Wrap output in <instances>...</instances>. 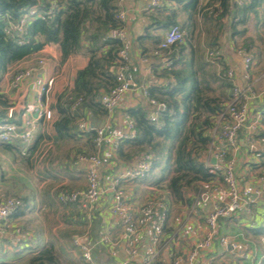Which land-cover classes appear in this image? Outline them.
I'll return each instance as SVG.
<instances>
[{
	"label": "crops",
	"instance_id": "0c3cea01",
	"mask_svg": "<svg viewBox=\"0 0 264 264\" xmlns=\"http://www.w3.org/2000/svg\"><path fill=\"white\" fill-rule=\"evenodd\" d=\"M150 1L118 0L120 9L127 14L125 27L131 37L129 51L135 67L134 81L137 88L123 96L119 106L109 117L100 108L89 109L83 106L76 111L69 110L76 120L85 118L91 130L106 127L109 132L125 133L128 119L126 109L141 106L152 111L143 90L154 84L153 78L162 82L155 75L166 65L150 55L153 45L147 34H158L163 38L168 28L150 30L149 26L156 18L164 20L170 16L172 8L177 11L180 8L162 0L161 8L165 7L167 10L160 14L150 12L146 10ZM263 8L264 5L257 27L251 26L250 32L244 37L235 38L237 44L226 34L219 36L217 43L221 52V67L232 68L237 75L238 84L244 87L248 82L243 80L244 67L236 50L241 48L246 51L241 46L242 41L248 38L251 40L249 51L246 52L254 62L250 72V81L254 83V98L249 102L247 126L238 135V149L229 156L234 160L239 190L252 186L256 195L254 203L244 206L231 218L222 220L217 234L242 245L248 258L241 259L238 251L221 246L215 239L210 249L199 252L196 264H204L207 260L215 263L264 264V233L251 232L264 227V182L260 181V176L264 173V138H260L261 133L264 134ZM206 36L199 22V27L192 32L190 44L193 49L202 51V61L210 64L219 78L216 64L207 58V52L211 51L212 46ZM32 40L31 55L10 69L0 92L10 108L20 107V119L24 109L34 106L42 84L54 78V86L47 99L53 115L49 121L38 122L27 156L18 155L20 143H11V149L0 143V202L8 198H17L22 202L17 212L6 220V228L0 231V247L5 249L0 255L6 254L14 264H29V259L42 249L52 247L62 264H86L80 250L73 243L78 238L90 244L92 257L98 263L141 264L149 258L150 249L156 253L151 264H173L178 260H185L196 244L205 237V218L212 207L227 202L221 172L213 182L202 183L200 193H187L190 204L174 203L170 194L163 187L156 186L154 177L149 174L135 181L122 178L121 174L135 164L138 156L128 159L129 150L119 154L117 150L107 147L100 152L103 165L98 170L102 194L92 210L84 206L83 198L76 204H59L56 195L60 190L85 191L88 164L76 163L75 156L95 151L92 140L86 133L62 139L55 128V123L61 118V109L67 107L63 101L65 96L75 95L73 80L76 72L86 67L87 58L78 54L62 60L60 47L51 44L40 28L35 30ZM143 50L146 51L144 55ZM143 58H148V62H142ZM38 59H44L45 63L38 67L35 76L12 86L13 74L32 66ZM145 67H149L151 75L145 72ZM213 88L214 96L221 101H225L224 97H231L232 89L223 91L217 84H213ZM21 101L22 106L19 105ZM249 125L256 126L255 132L248 128ZM215 146L221 148L222 144L217 142ZM210 162L214 163L212 156ZM113 188L122 192V203L135 219L141 206L148 201H161L165 205L167 219L157 244L152 241L154 234L150 226L139 228L133 236L124 233L120 217L113 212ZM130 250H136L137 253L132 259L128 256ZM6 261L0 264H6Z\"/></svg>",
	"mask_w": 264,
	"mask_h": 264
},
{
	"label": "trees",
	"instance_id": "16d2710c",
	"mask_svg": "<svg viewBox=\"0 0 264 264\" xmlns=\"http://www.w3.org/2000/svg\"><path fill=\"white\" fill-rule=\"evenodd\" d=\"M164 1L180 9L172 8L170 16L164 20L156 18L149 28L160 30L178 25L183 40L159 59L160 63L169 64L155 75L162 82L153 78L154 84L145 89L147 97L164 104L165 110L158 113L156 123H151L150 112L141 106L126 109L127 118L134 122L135 137L122 140L117 151L122 154L129 150L128 159L150 156L152 167L148 174L154 177L155 185L163 187L174 203L190 204L187 193H200L202 183H211L218 177L219 173L214 174L204 167V157L216 117L231 98L227 96L221 101L214 96L213 84L223 91H231V84L220 76L218 78L210 64L202 61V51L193 49L190 44L192 32L200 22L212 51H220L218 38L224 34L237 44L235 38L244 37L251 26L257 27L264 0ZM32 6L38 7L40 17L28 21L24 34L12 37L8 33V21L17 23ZM119 9L118 0H0V91L10 69L31 55L32 37L40 28L51 44L60 47L62 60L78 54L87 58L86 67L75 74L73 93L83 97L81 107L100 108L106 113L99 103V96L117 86L118 53L122 48L118 41L110 40L106 35L110 29L121 26L117 20ZM166 10L160 7L152 11L160 14ZM147 38L153 45L151 52L163 40L158 34H147ZM250 43L248 38L241 46L249 51ZM145 53L143 50V55ZM9 108L0 92V122L8 118ZM69 110L68 106L61 109V118L55 123L62 139L81 134L76 131L75 115ZM10 121L17 120L11 118ZM85 133L91 140L96 134L91 129ZM260 138H264L263 133ZM4 144L12 148L10 144ZM251 232L262 234L264 227ZM29 264L62 263L53 248L48 247L30 258Z\"/></svg>",
	"mask_w": 264,
	"mask_h": 264
},
{
	"label": "built area",
	"instance_id": "2783aa9c",
	"mask_svg": "<svg viewBox=\"0 0 264 264\" xmlns=\"http://www.w3.org/2000/svg\"><path fill=\"white\" fill-rule=\"evenodd\" d=\"M121 1V0H120ZM204 1V0H201ZM162 0H151L147 6V11H152L160 8ZM40 17L37 6H32L23 15L20 20L13 24L8 21V33L14 37L24 34L27 28L28 21ZM127 14L124 10L119 9L117 13V20L121 26L112 28L107 32L106 38L118 41L122 48L118 53V64L116 70L117 86L109 92H101L99 96V103L103 110L109 117L113 111L119 106L123 96L130 90L137 88L134 81L135 67L132 64L130 57L131 37L125 27ZM183 40V33L178 25L171 26L164 34L163 40L150 53L152 57L161 59L165 51L172 46L181 43ZM236 53L241 57L244 74L243 80L248 82L244 87H241L237 82V75L230 67L222 68L221 52L208 51V61L215 63L221 79L231 84V98L224 106L223 110L217 115L215 126L211 132V142L204 160V167L210 172L218 174L221 172L222 180L226 187L227 202L224 204H215L212 210L205 218L207 232L202 241H200L188 254L185 260H178L173 264H196L199 252L210 249L214 240L217 239L219 244L225 248L236 250L240 253L241 259H247L248 254L242 245L235 243L231 238L226 236H218V226L222 220L231 218L238 210L242 209L248 204L254 203L256 192L252 186H247L240 191L238 188V179L235 173L234 160L230 158L229 154L238 149L237 140L240 131L246 126L249 118V102L254 95L252 94L253 82L250 81V72L253 69L254 62L252 57L243 49H237ZM142 62L147 63L148 58H143ZM44 59H38L32 66L18 70L13 74L12 86H17L25 78L33 77L37 73L38 67L44 65ZM169 66V64H165ZM145 72L151 75L149 67H145ZM54 86V78H50L42 84L35 104L31 109H24L18 123L10 121V112L13 108L8 109V118L0 122V143H20V151L22 156H27L30 151V146L34 138V133L37 129V124L40 120L49 121L52 118V111L48 106V96ZM143 95L147 100L148 105L152 111L148 115L151 123L157 122L158 113L165 110L164 104L157 102L154 99L147 97L146 89L143 90ZM82 96L66 95L64 104L70 107V110H78L83 103ZM76 131L85 133L90 130L85 118H78L75 121ZM127 131L124 132H109L106 127H101L95 130L96 134L92 140L95 152L90 155L77 154L75 156L76 163L88 164L86 173V189L80 191H64L60 190L56 199L59 204H76L81 198L84 199V206L88 210L92 208L99 201L102 191L100 188L99 168L103 165L100 157V152L105 148L117 150L122 140H129L135 137L134 122L130 119L126 121ZM248 128L255 132L256 126L249 125ZM219 142L222 144L221 148H217L215 144ZM213 157L214 163L210 162V157ZM152 167V158L148 155L140 156L135 164L121 174V177L130 181L141 180L146 177ZM260 181L264 182V173L260 176ZM114 189V188H113ZM114 207L113 212L117 214L124 229V233L128 236L135 235L139 228L150 226L153 231L152 241L157 244L162 232V228L166 222V208L161 201H148L139 209L138 217L135 219L128 211L126 205L122 203V192L114 189ZM22 206L21 200L17 198H8L0 202V231L6 228V220L14 215ZM74 245L80 250L81 257L86 264H110L98 263L92 257V247L87 241H82L78 238L73 240ZM149 258L145 259L141 264H151L152 259L156 253L149 250ZM136 250H130L128 256L130 259L136 256ZM204 264H232L229 262L215 263L212 260H207Z\"/></svg>",
	"mask_w": 264,
	"mask_h": 264
},
{
	"label": "rangeland",
	"instance_id": "374dc122",
	"mask_svg": "<svg viewBox=\"0 0 264 264\" xmlns=\"http://www.w3.org/2000/svg\"><path fill=\"white\" fill-rule=\"evenodd\" d=\"M263 9H264V8H263ZM133 75H134V74H133ZM133 77H134V80H135V75H134ZM254 107H256V106H254ZM255 109H256V108H255ZM18 121H19V120H17L16 123H18ZM17 153H18L19 156H21L20 147H19V150H18ZM3 250H5V249L2 248V247H0V254H2V251H3ZM7 257H8V256H7L6 254H5L4 256H1V255H0V259H1L0 262L2 263V262H5V260H7V261H6V264H14V263H12V261H9ZM9 262H10V263H9Z\"/></svg>",
	"mask_w": 264,
	"mask_h": 264
},
{
	"label": "water",
	"instance_id": "95a60500",
	"mask_svg": "<svg viewBox=\"0 0 264 264\" xmlns=\"http://www.w3.org/2000/svg\"><path fill=\"white\" fill-rule=\"evenodd\" d=\"M19 105L22 106L23 101H21ZM20 111H21L20 107L12 109L10 112V117L15 121L18 120ZM213 162H214V160H213Z\"/></svg>",
	"mask_w": 264,
	"mask_h": 264
}]
</instances>
